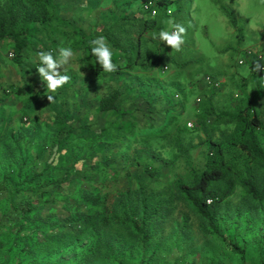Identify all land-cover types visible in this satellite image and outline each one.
I'll use <instances>...</instances> for the list:
<instances>
[{
  "label": "rangeland",
  "instance_id": "rangeland-1",
  "mask_svg": "<svg viewBox=\"0 0 264 264\" xmlns=\"http://www.w3.org/2000/svg\"><path fill=\"white\" fill-rule=\"evenodd\" d=\"M36 3L35 0H12L10 2L21 10H29L32 16L39 14L37 6L42 2ZM7 5H9V1L0 0L1 7ZM223 8L234 15L237 27L240 28L241 40L237 45H234L236 41L235 29L231 27ZM55 9L58 12L60 25L55 26L53 23L56 21L52 18L49 19L44 24V26L47 25L46 29L39 30L37 37L42 41L48 40V37L55 39L57 42L52 46L57 51L60 47L72 48L75 55L66 66L70 80L55 92H49L36 71L26 70L25 64L21 68L9 65L6 63L8 62L7 58L10 57L9 52L5 48L0 49V81L2 82V77L5 76L6 79L11 78L19 83L24 82L25 80L20 75L22 71L24 72L23 77L27 79V91L24 94L15 95L7 92L2 96L3 101L0 105L2 137L8 135L10 130L15 134L20 132V137L23 136V139L30 137V134L33 133L34 141L46 144L50 142L51 134L54 131L50 116L52 107L48 100L49 95L53 96L56 93V103L64 97L70 103V107H68L70 111L72 108H76L83 121L89 119L92 122L96 111L91 101L98 96L103 88L110 87V83L124 84L128 78L123 74L110 75L104 71L92 73V61L83 49L87 42L84 39L85 36H90L85 33L89 32L90 28L82 29L84 36L77 35L73 32V29L77 28L74 23L64 26L68 13L61 10L59 3L53 10ZM170 9L172 14L168 16L164 30L170 29L168 23L170 20L181 23L187 30L184 35V49L190 51L191 55L189 56L196 58L197 52H199L202 57L186 60L184 56V60H179L174 56L175 50L170 56L168 51L172 50L171 47L161 42V52H157L158 55L153 58V61H156L155 64L151 61L154 67H149L146 70L147 74L144 73L146 75L144 78L146 80L149 77L156 79L167 86L174 87L172 90L178 91L177 95L182 96L185 105V110L178 120L182 121L186 127L191 128H189L190 131L187 130L186 133L177 135L176 141L172 131L166 132V138H159L155 143L152 142L147 154L140 153L134 149L135 144H132L128 155V173L137 169L143 162L151 163L153 169L159 170L158 177L151 181L144 178V181L147 185L146 191L153 189L155 193H158L162 204H165L162 213L164 218L150 226L151 238L141 244L138 236L126 229L108 230L106 228L100 233L93 225L82 230L75 228L76 220H79L80 215V212H77L75 208L77 200L71 199L67 205H64L58 198L52 205L39 207L38 216L32 217L35 220V225L51 227V230L40 235V241L47 248L39 249L38 255L34 260L31 259L30 264H140L141 262L145 263L147 257L149 258L146 264H211L220 256L226 263H233L232 256L224 252L218 242L201 229L199 218L174 193L171 183L175 177L187 181L192 172L201 170L206 152V139L210 138L216 141L220 136L227 135L233 130L235 124L229 116L245 104V98L252 100L256 111L264 113V81L260 79V77H264V71L255 72L254 75L251 73L249 65H235L236 61L241 58V51L237 47L239 44L243 47H250L254 45V42H257L255 41L257 37L264 39V0H175L171 2ZM33 25L39 26L38 23ZM49 28H56L55 32L53 33V30L50 31ZM61 30L68 32V35L64 36L66 40L62 37L63 34L58 32ZM117 44L121 47L127 45V42L118 41ZM108 46L112 50L113 56L118 55L116 54L117 49L109 44ZM261 48L264 53V45ZM151 56L152 54L148 59L151 60ZM251 58H254L253 54ZM33 61L34 58L30 59L28 66L34 63ZM246 63L248 62L246 61ZM250 63L251 66L256 64L252 60ZM240 67L242 70L244 69V73L239 71ZM130 75L136 76L138 72L133 71ZM210 77L214 79L213 82ZM207 78L211 79V83L206 82ZM139 86L144 88L142 84ZM139 86L137 83V87ZM57 91L60 93L57 94ZM207 93H211L212 96V113L203 117L204 122L195 123V117L191 112L199 103L198 98L200 100L201 95ZM88 97L91 99L89 100ZM83 100H87L89 105H83ZM172 103H174L173 100ZM114 121L113 116L109 114L97 117L96 121L92 123L96 126L104 123L103 126L107 129V134L114 133L112 136L116 139ZM187 123L191 126H187ZM259 140L264 143V133H261ZM1 144L0 138V154L3 153L5 142ZM95 147H103V144H89L82 138L68 140L67 148H59L61 154L56 156L55 162L59 166L69 167L70 162H67L69 150L74 152L77 158H84ZM150 153L155 155L151 156ZM118 154V152L114 153V157ZM103 156L101 159H104ZM117 159L120 160V157ZM78 162V167L82 168L83 162ZM73 168L75 169V167ZM53 173L58 175L56 169ZM246 173L251 176L259 191L261 186L259 164H249L246 167ZM72 174L74 176L70 181H74V189L80 193L84 191L95 193L94 198H90L94 202L91 200L82 202L83 210L93 207L99 210L107 208L109 216H121L123 209L126 208L130 186L135 185L132 178H129L130 174H128L127 182L126 178H119L120 173L113 166L101 168V164H99L98 170L93 173L91 187H88L90 181L80 179L81 176L77 169L71 170ZM226 206L228 214L222 219L223 222L231 219V213L236 207L241 208V214L245 210L249 217L251 227L244 235L247 241L246 255L250 264H256L255 242L260 236L264 237V215L260 217L255 203L245 196L240 187H236L227 199ZM46 216H48L47 220L44 218ZM62 235H66V239H68L66 249L62 248L63 243L58 238ZM97 235L100 237L98 241L94 238ZM54 237L58 248L48 245L51 243L50 238ZM95 242H97L99 252L89 254V247Z\"/></svg>",
  "mask_w": 264,
  "mask_h": 264
},
{
  "label": "trees",
  "instance_id": "trees-1",
  "mask_svg": "<svg viewBox=\"0 0 264 264\" xmlns=\"http://www.w3.org/2000/svg\"><path fill=\"white\" fill-rule=\"evenodd\" d=\"M7 1L9 5L0 6V49L5 48L10 55L6 63L18 68L25 64L26 70L36 71L39 75L36 70L40 66L38 53L51 51L54 56L58 55V51L52 46L57 42L55 39L48 37V40L42 41L37 37L39 30L46 29L47 25L44 26V24L49 19L56 21L53 23L55 26L60 25L58 12L56 9L53 10L58 2L57 0H35L36 4L42 3L37 6L39 14L32 16L29 10H21L10 4L12 0ZM160 3H163V0H160ZM117 7L120 9V6ZM223 10L235 29L236 41H239L240 28L237 27L234 15L225 8ZM67 19L69 18L66 17L65 21ZM113 19L109 27L95 31V36H85L84 39L87 42L83 49L92 61L91 72L103 71L102 66L91 52L90 42L95 37H105L108 44L117 49L116 54H118L112 56L117 70L108 74H123L124 77H128L124 84L110 83V87L103 88L91 101L96 111L92 122H95L97 117L111 114L115 119L113 124L116 128V139L112 136L114 133L107 134L104 123L96 126L89 119L83 121L76 108L70 111L68 108L70 103L64 97L56 103V93L50 102L52 109L49 106L51 121L54 125L50 142L45 144L34 141L33 133L30 137L23 139V136L20 137V132L15 134L11 130L3 138L0 131L2 144L5 142L3 153L0 154V264H30L31 259L34 260L38 255L39 249L47 248L40 241V235L46 231L49 232L51 227L35 225L32 217L38 216L39 207L52 205L58 198L64 205H67L71 199L77 200L75 208L80 215L79 220H76L75 228L82 230L93 225L100 233L106 228L108 230L126 229L137 235L141 244L151 238L150 226L164 218L162 213L165 204H162L158 193H155L153 189L146 191L147 185L144 181V178L151 181L158 177L159 170L153 169L151 163L143 162L137 169L128 173L129 148L135 144L134 149L147 154L152 142L155 143L159 138H166V132L172 131L176 141L177 135L186 133L187 130L190 131L191 127H186L182 121L178 120L185 110L182 96L177 95L178 91L172 90L174 87L167 86L156 79L149 77L146 80L144 78L147 74L146 70L154 67L152 64L156 61H153V58L158 54L153 53L150 60L147 54V57L140 55L141 52L137 46V51H139L131 54V58L128 57L127 45L120 47L117 44L118 41L128 42V14L120 9L119 12L114 13ZM35 23H38L39 28L33 25ZM71 24L73 23L65 22L64 26ZM54 29L56 28H49L50 31L53 30V33ZM58 32L63 34L62 37L68 35V32L63 30ZM73 32L84 36L82 28L77 27L73 29ZM137 44H139L138 39ZM32 58H34V63L28 66ZM251 59L262 63L260 59L257 61L255 58ZM246 61L248 60L244 58L242 64L236 61L235 65L248 66ZM249 66L251 73L255 75V65L251 66L250 63ZM133 71L138 72V75H130ZM23 73L22 71L20 75L25 81L21 83L11 78L6 79L5 76L2 77L0 105L4 93L22 95L27 91V79L23 77ZM211 79L205 80L211 83ZM137 83L138 86L142 84L144 88L137 87ZM59 93L57 91V94ZM91 97L88 99L90 100ZM245 99V104L229 116L235 124L233 130L227 135L220 136L216 141L206 139V152L201 170L192 172L187 181L175 177L171 183L174 193L199 218L201 229L215 239L224 252L232 256L233 263L229 264H250L247 260V241L244 235L250 229L251 221L245 210L241 214V208L236 207L231 213V219L222 221L228 214L226 213V201L236 187H240L245 196L255 203L260 217L264 215V143L259 140L261 133H264V113H259L254 109L251 99ZM211 100V93L201 95L200 100L198 98L199 103L191 112L195 117V123L204 122L203 117L212 113ZM82 104L89 105L87 100ZM92 124L94 125L91 126ZM76 138L85 139L89 144L102 143L103 147H95L84 158H77V155L69 150L67 159V162H70L69 167L59 166L55 162L56 156L61 154L59 148H67L68 140ZM116 152L119 154L114 157ZM154 155L151 154V156ZM101 156L104 159H101ZM119 157L120 160L117 159ZM78 161L83 162L82 168L78 167ZM251 163L259 164L261 172L259 191L251 176L246 173V167ZM99 164L101 168L113 166L120 173L119 178H126L127 182L128 174H130L129 178H132L135 183L133 187L130 186L126 208L123 209L121 216H109L107 208L99 210L93 207L83 210L82 202L88 200L94 202L90 198H94L95 193L90 191L80 193L74 189V181H70L74 176V174L71 175V170L77 169L81 176L80 179L90 181L88 187H91L93 173L98 170ZM55 169L58 175L53 173ZM44 218L47 220L48 216ZM99 235L94 237L96 241L100 239ZM58 238L63 243L62 248L66 249L68 244L66 235L58 236ZM50 239L51 243L47 242V244L58 248L56 238ZM263 240L264 237L260 236L255 242L256 264H264ZM97 247V242H95L89 247L90 252L88 253L97 254L99 252ZM148 258H146L147 261ZM147 261L140 264H146ZM211 264L228 263L220 256Z\"/></svg>",
  "mask_w": 264,
  "mask_h": 264
},
{
  "label": "crops",
  "instance_id": "crops-1",
  "mask_svg": "<svg viewBox=\"0 0 264 264\" xmlns=\"http://www.w3.org/2000/svg\"><path fill=\"white\" fill-rule=\"evenodd\" d=\"M173 1L175 0H163V3L158 5L157 13L153 17L144 13L142 9V0H59L57 2L61 10H65L64 12L68 13L67 18L69 19H67V23H74V26L82 29L85 27L90 28V31L85 34L93 36H95L94 32L98 29L101 28L103 30V28L109 27L114 20V13L119 12L120 9L124 11L125 14H128V42L126 47H128V57L131 58L132 55L136 54L139 50L141 52L140 55L146 57L147 55L149 57L150 54L161 52V41L158 38L153 39V36L154 34H158L161 30H164V26L168 21V16L172 14L170 4ZM117 6H120V9ZM104 17H107V19H104ZM234 36L235 40H237L236 35ZM96 38L97 37L94 39ZM137 39L139 44H137ZM240 40L235 41L234 45H237ZM255 41L257 42H254V45L250 46L251 48L240 46V44L237 46L238 50L240 49L241 51V58H246L244 57V53L247 50L251 51L253 57L254 55H259L260 58L264 57V53L261 51V47L264 45V39L262 37H257ZM137 46L139 49L138 51ZM173 52V50L168 51V54L172 56ZM197 54L198 56L196 58L194 56H189L191 55L190 51L185 50L182 44L180 50L175 51L174 56L179 60H184V56L186 60H195L202 57L199 52H197ZM251 56L252 55H249L246 58L249 65L250 60L254 61L251 59ZM261 61L263 63L264 60ZM239 71L242 73L245 72L241 67Z\"/></svg>",
  "mask_w": 264,
  "mask_h": 264
},
{
  "label": "clouds",
  "instance_id": "clouds-1",
  "mask_svg": "<svg viewBox=\"0 0 264 264\" xmlns=\"http://www.w3.org/2000/svg\"><path fill=\"white\" fill-rule=\"evenodd\" d=\"M171 14V13H170ZM171 30H161L158 34H154L153 39H159L166 43L172 50L179 51L184 43V35L186 28L173 20L169 22ZM91 52L96 57L97 62L102 66L105 73H112L117 70V65L112 60V50L108 46L105 37L99 36L91 42ZM71 47H60L58 49V57L54 56L51 51H40L38 60L40 66L36 69L41 80L46 84L47 91L55 92L69 82L70 76L67 74L66 66L74 57ZM264 60V57L260 58ZM255 72L264 71V63L257 61L254 68ZM264 81V77H260ZM54 98L49 95L48 100L51 102ZM191 126V125H189Z\"/></svg>",
  "mask_w": 264,
  "mask_h": 264
},
{
  "label": "built area",
  "instance_id": "built-area-1",
  "mask_svg": "<svg viewBox=\"0 0 264 264\" xmlns=\"http://www.w3.org/2000/svg\"><path fill=\"white\" fill-rule=\"evenodd\" d=\"M159 1L160 0H142V9L144 11V13H146L147 15H149L150 17H153L156 15L157 13V7L159 5ZM171 30V29H170ZM251 54V51L247 50L244 53V57L247 58V56H249ZM255 60H259L260 56L259 55H255ZM244 58H240L237 60L238 64H242L243 63ZM190 124L187 123V126H189Z\"/></svg>",
  "mask_w": 264,
  "mask_h": 264
}]
</instances>
